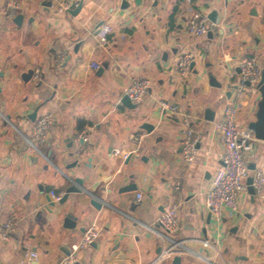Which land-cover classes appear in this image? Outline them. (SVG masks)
<instances>
[{
  "label": "crops",
  "instance_id": "crops-1",
  "mask_svg": "<svg viewBox=\"0 0 264 264\" xmlns=\"http://www.w3.org/2000/svg\"><path fill=\"white\" fill-rule=\"evenodd\" d=\"M16 1L12 13L10 0H0V214L16 227L8 241L0 240V264H28L31 253L38 256L32 264H61L93 223L99 236L76 264H264V191L243 193L238 211H225L220 221L205 206L224 152L214 122L229 101L239 109L240 127L257 120V88L237 87L243 56L257 57L264 69V0H127L126 9L123 0H82L76 16L56 13L51 0ZM198 7L208 17L218 12L212 38L187 32ZM102 23L113 28L105 47L95 32ZM62 53L71 59L60 63ZM187 53L196 60L183 77L177 64ZM106 60L109 67L99 75L92 64ZM36 69L39 83L25 82L23 75ZM209 74L221 88L210 85ZM137 79L151 86L130 109L122 98ZM160 99L177 104L200 135L192 164L182 158L183 116L163 115ZM39 106L37 117L50 114L52 126L40 152L29 153L25 137ZM207 109L213 121L206 120ZM248 163L264 172V141ZM75 178L84 192L56 201L52 191L63 198ZM133 181L137 191L121 192ZM169 202L179 205L177 239L186 251L163 256L149 227L157 228ZM68 214L76 218L73 229L64 226Z\"/></svg>",
  "mask_w": 264,
  "mask_h": 264
},
{
  "label": "built area",
  "instance_id": "built-area-1",
  "mask_svg": "<svg viewBox=\"0 0 264 264\" xmlns=\"http://www.w3.org/2000/svg\"><path fill=\"white\" fill-rule=\"evenodd\" d=\"M52 7L58 14H69L74 9L77 0H51ZM134 1V0H130ZM9 8L12 13L19 9V3L16 0H10ZM213 24L210 22L206 11L200 7L192 11L191 16L186 23V29L190 36L201 38L206 36L212 30ZM96 37L100 47L107 46L113 28L109 23H102L96 30ZM66 58V53H62L59 62L62 63ZM196 57L193 53L183 55L177 64V69L181 76L188 75L193 70V64ZM95 69L98 64H92ZM32 82L39 83L42 78L40 69L33 71ZM239 86L240 91H247L251 87H257L262 76V67L255 56H243L239 61ZM148 79L134 80L125 90V95L134 105L140 104L150 89ZM158 107L165 116L182 115L186 125L181 146L182 158L186 164H192L197 155L200 135L188 126L189 119L182 113L180 107L165 99L158 100ZM239 114L238 107L233 102H227L222 110L221 119L214 122L213 128L222 141L224 152L221 157V165L214 171L211 177L210 187L206 192L205 206L211 216L220 221L225 211L237 212L239 209V198L248 191L247 180L252 177V187L256 196H261L264 191V172L261 170L251 171L249 168L248 157L253 153L258 140L251 129L240 127L237 122ZM52 126V117L50 114H44L36 118L29 137L25 140L29 146V153L40 152V146L44 145L48 139ZM84 141L88 140L87 134L82 136ZM138 138V140H140ZM179 186H175L178 190ZM52 196L56 201L61 196L52 191ZM142 196L139 195V199ZM157 228H150L159 241L162 243L163 256L174 254L178 251H186L185 246L177 239L181 229L179 205L175 202L167 203L163 207V212L158 218ZM15 223L11 219H6L0 214V240L8 241L11 234L15 231ZM99 228L96 223L91 224L83 233L82 238L72 245L70 253L63 259L61 264H76L79 254L82 250L89 248L98 238ZM208 241L204 242V247H209ZM36 253H31L28 264H32L37 259ZM204 260L208 258L200 255Z\"/></svg>",
  "mask_w": 264,
  "mask_h": 264
},
{
  "label": "water",
  "instance_id": "water-1",
  "mask_svg": "<svg viewBox=\"0 0 264 264\" xmlns=\"http://www.w3.org/2000/svg\"><path fill=\"white\" fill-rule=\"evenodd\" d=\"M140 1L141 0H135V3L137 5H140ZM82 3H83L82 0L79 1L77 6L70 11V14L72 16H76V15L79 14V12H80V10L82 8ZM51 5H52V3L48 4V6H51ZM128 7H129L128 1L127 0H123L122 8L126 9ZM217 16H218V12L217 11H213L209 15L210 22L211 23H216ZM22 19H23V16L22 15H18L15 18V22L17 24H20L22 22ZM208 36L210 38H212V33L209 32ZM75 51H77V49ZM70 59H71V57L67 56L66 61L68 62ZM194 65H195V63L192 66L194 67ZM108 67H109V61L106 60L99 67L98 74L99 75L102 74L104 72V70L108 69ZM33 73H34L33 70H30L29 72L25 73L23 75L24 81L25 82H29L32 79ZM3 76H4V72H0V78H2ZM208 77H209V83H210L211 86L217 87V88H221V84L216 81V78L212 74H209ZM256 88H257V90H258V92L260 94V101L258 103L257 120L250 125V129L254 132L255 137H256L257 140L264 141V69L262 70L261 80L258 83ZM122 104L124 106H126L127 108H130V109L135 108V106H136V105H134V104H132L130 102V100L128 99V97L126 95L122 98ZM40 107L41 106L37 107L36 110L31 115V120L32 121H34L36 119L37 113H38V110H39ZM205 118L208 121H213L214 120V112L211 109H207L205 111ZM142 128L144 130H146L148 133H151L154 130V126L150 125V124H144L142 126ZM75 165L76 164H74L73 166H75ZM249 168H250L251 171L255 170V166L254 165L249 166ZM132 178L134 179V176H132ZM252 181H253L252 177H249L248 180H247L248 192H249L250 195L255 196V191H254V189L252 187ZM82 187H83V180L80 179V178H75V180L73 181V185L68 188V190L66 191V194L63 196V198L60 199V203H64L68 199L69 194H71V193H75V194L83 193L84 190H83ZM137 189H138L137 185L133 181L130 184H128L127 186H124L121 189V192H125V193L126 192H132V191H137ZM91 204H92V206H94L97 209H101L102 206H103L102 203L99 202L95 198H93L91 200ZM64 226L66 228H68V229L75 228V226H76V218L74 216H72V214H68L66 216V219L64 220ZM203 232H205V231H203ZM174 261L179 263L180 262V257H175Z\"/></svg>",
  "mask_w": 264,
  "mask_h": 264
},
{
  "label": "rangeland",
  "instance_id": "rangeland-1",
  "mask_svg": "<svg viewBox=\"0 0 264 264\" xmlns=\"http://www.w3.org/2000/svg\"><path fill=\"white\" fill-rule=\"evenodd\" d=\"M261 10H262L263 15H264V4L261 5Z\"/></svg>",
  "mask_w": 264,
  "mask_h": 264
}]
</instances>
